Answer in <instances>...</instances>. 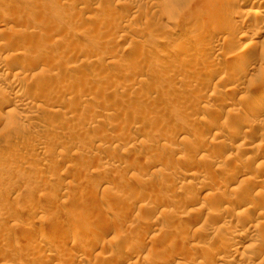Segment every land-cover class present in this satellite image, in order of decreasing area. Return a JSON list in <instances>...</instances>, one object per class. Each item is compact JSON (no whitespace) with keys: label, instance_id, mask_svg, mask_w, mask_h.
Segmentation results:
<instances>
[{"label":"rangeland","instance_id":"obj_1","mask_svg":"<svg viewBox=\"0 0 264 264\" xmlns=\"http://www.w3.org/2000/svg\"><path fill=\"white\" fill-rule=\"evenodd\" d=\"M240 1L0 0V264H264V0Z\"/></svg>","mask_w":264,"mask_h":264},{"label":"bare ground","instance_id":"obj_2","mask_svg":"<svg viewBox=\"0 0 264 264\" xmlns=\"http://www.w3.org/2000/svg\"><path fill=\"white\" fill-rule=\"evenodd\" d=\"M243 0H241L240 2H242ZM252 2H254L255 3V1L254 0H251ZM261 1V0H260ZM246 2V1H245ZM249 2V1H248ZM241 4V3H240ZM240 4H239V6H240ZM242 7V6H241ZM240 8V7H239ZM236 20V19H235ZM234 23H235V21L233 20V18L232 19H228V22H226V25H225V28L226 29H232L233 28V26H234ZM236 24H237V21H236ZM235 26H237V25H235ZM0 29H2V28H0ZM3 30V29H2ZM4 31V30H3ZM1 32V31H0ZM242 36V35H241ZM218 49V48H217ZM216 49V50H217ZM221 49V48H220ZM212 51V50H211ZM210 51V52H211ZM218 52H217V54H215V55H213L214 56V58H215V56H218V58H219V56L220 55H222V51H219V50H217ZM250 52V51H249ZM253 53V52H252ZM214 54V53H213ZM253 54H255V53H253ZM258 55V54H257ZM243 56V55H242ZM262 56V55H261ZM241 57V56H240ZM248 57V56H247ZM14 58V57H13ZM213 58V57H212ZM246 58V57H245ZM245 58H243V59H245ZM217 59V58H216ZM249 59V57L247 58V60ZM213 60V59H212ZM242 60V59H241ZM215 61V60H214ZM243 61V60H242ZM213 62V61H212ZM244 62H246L245 60H244ZM215 63V62H214ZM244 65V64H243ZM5 70V69H4ZM8 74V73H7ZM6 76V75H5ZM15 86V85H14ZM251 101H252V103H254L256 106H257V104H260V100L256 97V96H253L252 98H251ZM2 103H1V107L2 108H6V107H8V105L11 103L10 102V99L9 98H6L5 100H3V101H1ZM262 105V104H261ZM264 105V104H263ZM254 106V105H253ZM260 106V105H259ZM227 129H229V128H227ZM218 134H223V131H218ZM217 135V134H216ZM220 137V136H219ZM243 145V144H242ZM196 174V173H195ZM195 175L194 174H192L191 175V177L193 178ZM190 178V177H189ZM191 183H192V181H191ZM201 184V183H200ZM188 185H190V184H188ZM203 185V188L201 187V191H203V189H205L204 187H206V186H204L205 184H202ZM126 190H127V188H126ZM124 191L123 190V193H125V192H127V191ZM211 194V193H210ZM225 213V212H224ZM248 216V215H247ZM255 217H254V215L253 214H250L249 215V217H247V219L249 220H253ZM255 220V219H254ZM192 220H190V222H191ZM196 221H194V223H195ZM193 223V222H192ZM189 224H191V223H189ZM188 224V225H189ZM198 223H196V224H193V225H197ZM203 224V223H202ZM88 225V224H87ZM192 225V224H191ZM191 225H189V227L191 226ZM199 225H200V223H199ZM203 226H204V224H203ZM202 226V227H203ZM256 226V225H255ZM186 227H187V225H186ZM189 227H187V229L189 228ZM198 227V226H197ZM193 227H191V229H192ZM195 228V227H194ZM199 229V228H198ZM190 230V229H189ZM189 230H187V231H189ZM194 232H196V230L194 231ZM246 235V234H245ZM243 238H244V236H243ZM245 239V238H244ZM208 246H210V245H208ZM208 248V247H207ZM206 248V249H207ZM209 249V248H208ZM212 250V249H211ZM167 253V252H166ZM165 253V254H166ZM72 253H69V255H71ZM76 254V253H75ZM164 254V257L166 256ZM168 254V253H167ZM169 254L171 255V252H169ZM168 254V255H169ZM174 254V253H173ZM68 256V253L67 254H65V256ZM65 256H63V257H65ZM162 256V255H161ZM74 257V255L72 256V257H69V260L71 259V258H73ZM76 257V256H75ZM167 259L168 260H170V261H172V259H174V257L172 256L171 258H170V256H169V258L168 257H166V258H163V261H167ZM65 260H67V259H65ZM68 260V261H69ZM80 260V259H79ZM71 262L73 261L72 259L70 260ZM70 263V262H69ZM64 264V263H63Z\"/></svg>","mask_w":264,"mask_h":264}]
</instances>
